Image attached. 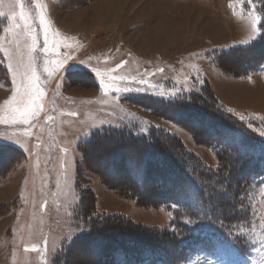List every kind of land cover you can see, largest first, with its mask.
Listing matches in <instances>:
<instances>
[{"label": "rangeland", "instance_id": "374dc122", "mask_svg": "<svg viewBox=\"0 0 264 264\" xmlns=\"http://www.w3.org/2000/svg\"><path fill=\"white\" fill-rule=\"evenodd\" d=\"M25 6L31 32L19 17L20 28L6 31L8 16L20 9L15 0H0V165L9 161L0 172V264H87L95 256L85 239L93 236L162 239L171 252L178 221L184 233L189 226L204 232L175 249L172 264H264L262 163L251 164L262 178L252 176L244 203H234L242 170L230 169L226 186L214 185L227 169L222 155L230 154L201 144L213 132L193 133L184 123L195 116L192 126H200L199 111L208 122L234 123L264 140V63L250 66L263 47H249L260 33L254 2L25 0ZM25 72L38 77L35 115L13 122ZM164 104L170 112L184 109L179 123L173 112L166 117ZM130 139L183 168L174 202L151 203L113 183L130 168L121 158L136 157L131 147H118ZM240 147L234 145V162L245 159ZM155 161L151 170L165 167ZM147 176L150 186L155 175ZM187 176L197 184L193 191ZM225 214H232L230 224L222 222ZM108 247L96 264L113 263Z\"/></svg>", "mask_w": 264, "mask_h": 264}, {"label": "trees", "instance_id": "16d2710c", "mask_svg": "<svg viewBox=\"0 0 264 264\" xmlns=\"http://www.w3.org/2000/svg\"><path fill=\"white\" fill-rule=\"evenodd\" d=\"M254 4L256 5L257 13L259 17L261 18V21H259L258 28L260 30V33L256 40L249 46L251 48L253 47H261L260 53L258 56L254 59L252 62L253 67H260L264 63V0H252ZM154 103V102H152ZM165 105V104H164ZM163 106V104H162ZM155 107V105H154ZM167 110L166 117H171L170 113L172 114L173 111H169L167 105L164 106ZM163 109V108H162ZM175 109V108H174ZM176 112H173L174 115L172 117L173 121L175 123H179L180 117H182L183 111L179 109H175ZM202 118V121H196L200 123L198 127L192 126L193 122H195V116L190 117L186 122H184L190 130L200 131L201 133H204V131L213 132L214 135H210L212 137H205V140H201V144H208L211 149L214 152H224L225 149L228 151L230 156L225 157V161L223 164L226 166V172L222 170V173H219L212 181V183L219 188H222V186H226L225 181L230 178L231 174L229 173L231 170H245L244 172L241 171V175L234 180L235 187L232 189V201L237 204L244 203L243 197H246L248 194V189L250 187V183L252 182V176L256 175L254 178L257 180L262 178L260 174H256L253 171V166L251 165L253 162H261L262 167H264V140L260 139L259 137L255 136V134H250L246 132L244 129L239 128L234 123H225V122H217V120L211 119L210 122L207 121V119H210V116H205V114L197 111ZM175 116V117H174ZM182 125V123H180ZM216 129H219L222 132H216ZM192 132L194 133V131ZM113 132L108 131L106 135H109ZM226 134L223 136V134ZM199 137V135H196ZM196 137V138H197ZM218 141L219 143H223L226 147L223 149H216L215 146H213V141ZM124 142V140H122ZM120 141V143L122 142ZM135 140H125V142L122 145H119L118 147L121 148H127L128 146L131 147V151L136 154V157H123L122 160H126L125 167L128 166L130 168L128 173H126L125 178H123L122 181H119L118 183H113L117 185L118 187L122 188L123 191L125 190H131L132 192L136 194H140V196H148L147 198L150 199L149 201L151 203H164V204H170L171 202H174L175 197L173 198V195L178 192L180 189V186H182V183H185V180L182 178V175L184 176L186 173L184 172L183 168H180L174 164V162H169L168 159H164L162 157V154L157 149L153 148L152 145H149L150 151L144 150L143 146L137 145ZM241 146L240 149H244L245 153V159L240 160L239 157H237L236 161L235 159V150L234 145ZM131 153V152H130ZM129 153V154H130ZM221 154V153H220ZM1 157V155H0ZM162 157V158H160ZM1 162H3L4 159L0 158ZM155 159H159L162 163V166H165L163 169H157L153 168ZM162 159V160H161ZM154 161V162H153ZM9 161H5L3 164L0 165V172L2 169L4 170L5 166L8 164ZM124 164V163H123ZM223 165V166H224ZM189 168V167H188ZM152 171V173L155 175L152 179L153 184L150 186H146V180L149 176H147V172ZM166 174H169L172 178L168 181H166L164 178L167 176ZM114 176L115 173H114ZM183 179V180H182ZM188 179V180H187ZM186 179V185L188 186V189L190 188H197V184L194 180V178L188 177ZM193 180V181H192ZM238 181V182H237ZM191 190V189H190ZM198 190V189H197ZM218 190V189H217ZM193 191V190H191ZM207 208L205 209V211ZM235 213V212H234ZM215 217V215H214ZM232 220V214L224 215V218H222V222L224 224H227L226 221H229L228 218ZM233 218L235 222H237V216L233 214ZM240 218H238L239 221ZM247 221L246 219H243V222L245 223ZM230 224V221H229ZM178 227L180 228L181 232L180 234L174 233L169 235L170 245L173 249L170 252L167 250V246L165 241L160 239L157 242H143L138 241L137 238L128 237L126 235L122 236H116L113 238H103V236L96 237L93 236V238L86 237L85 240L87 244V249L92 252V255L95 256V260H89L87 264H96V257L103 258L102 256L99 257V251L105 253L103 250L104 246H109L107 248L108 250V256L113 261L112 264H139L143 258L149 259L152 258L153 260L161 259L165 262H168L172 264L175 260L176 254H172V252L177 249L178 252L182 250V246L186 244V242L194 237L198 236L195 235L197 233V229H194V227L189 226V228L185 232V226L181 221H178L176 223ZM184 227V229H183ZM184 233V234H183ZM186 236L185 240L182 241V236ZM126 236V237H124ZM108 239V240H107ZM163 242H162V241ZM182 241V242H181ZM181 242V243H180Z\"/></svg>", "mask_w": 264, "mask_h": 264}, {"label": "snow or ice", "instance_id": "6c2138e0", "mask_svg": "<svg viewBox=\"0 0 264 264\" xmlns=\"http://www.w3.org/2000/svg\"><path fill=\"white\" fill-rule=\"evenodd\" d=\"M15 2H16V5L19 6L20 11L18 13L12 12L8 16L10 27L6 29V31H12L14 29L20 28V23L17 21V17H19V21L23 22L26 30L30 33L31 27L30 25H28V19L30 16V12L25 6V0H15ZM2 15H4V13L0 12V16ZM41 23L42 24L45 23L43 18H41ZM253 30L254 31L256 30L255 17H253ZM17 35H19V33H17ZM253 39H255V37H253ZM45 43H47V41H45ZM31 47L33 50L35 49V41H33ZM4 51H7V50L5 49ZM8 68L13 71L14 75L18 74L16 69H13L11 60H9ZM24 75L28 82L27 83H24L23 81L21 82V86L23 87V92L19 93V90H18V94L20 95L18 106L12 109V111L10 112V117L13 120V122H15L17 118H19V120L22 121L23 123H28L29 117L32 115H35V111L33 109L34 100L32 99V96H33L32 80H36L38 82V77L35 76V73H33L31 76H27V72H25ZM126 91H132V89H126ZM136 91H142V89H136ZM241 119H243V117H241Z\"/></svg>", "mask_w": 264, "mask_h": 264}]
</instances>
